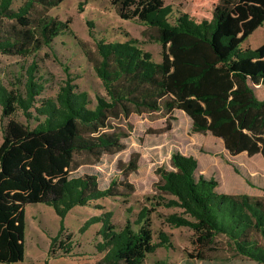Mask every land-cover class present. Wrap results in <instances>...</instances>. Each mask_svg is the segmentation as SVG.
<instances>
[{
    "label": "trees",
    "instance_id": "obj_1",
    "mask_svg": "<svg viewBox=\"0 0 264 264\" xmlns=\"http://www.w3.org/2000/svg\"><path fill=\"white\" fill-rule=\"evenodd\" d=\"M0 0V53L29 56L69 27L50 16L49 8L63 0ZM121 19L138 20L157 30L160 61H153L133 39L96 40L85 50L105 90L95 105L66 79L53 97L39 98L44 84L36 65L26 69L22 92L0 82V264L24 259L25 206L42 203L60 217L50 238L49 256L71 253V234L64 217L74 206L104 198L126 197L134 191L127 176L136 171L139 155L119 162L122 179L105 188L94 173L77 174L104 154L124 149L113 121L131 114L182 110L191 131L210 133L231 154H260L264 160V42L254 49L242 42L264 22V0H195L199 8L181 13L174 22L162 0H110ZM19 111L25 121L13 117ZM170 168H156L157 205L178 206L189 218L170 214L165 221L193 230L189 257L211 260L221 246L233 254L264 264V188L259 196L217 190V182L196 174L197 160L173 152ZM172 198H166L165 196ZM149 210L137 227L120 230L109 217L102 222L96 249L102 256L91 264H142L157 244L152 239ZM223 240L218 241V237ZM160 240L170 246L165 234ZM223 243V245H222ZM161 244V243H160Z\"/></svg>",
    "mask_w": 264,
    "mask_h": 264
},
{
    "label": "rangeland",
    "instance_id": "obj_2",
    "mask_svg": "<svg viewBox=\"0 0 264 264\" xmlns=\"http://www.w3.org/2000/svg\"><path fill=\"white\" fill-rule=\"evenodd\" d=\"M23 0H14L17 8ZM169 10L167 20L174 22L181 13H190L199 8L195 0H162ZM47 13L62 21L68 20L69 29L57 35L51 47H42L29 56L0 53V82L8 89L22 92L26 80V69L36 65L37 75L43 80L44 89L39 96L53 97L66 79H71L77 91L85 92L92 108L96 95H105L101 80L93 69L85 50L93 51L96 40L125 41L133 39L153 61H160L161 43L156 39L157 30L138 20L121 19L110 0H63L49 8ZM264 42V22L241 44L242 48L254 49ZM258 98L264 97V88L257 86ZM1 113V107H0ZM13 117L25 121L17 111ZM116 131L123 136L124 149L114 154H104L92 165H84L77 174L94 173L98 184L105 188L110 181L122 179L119 162H126L131 153L139 155L136 171L127 176L134 191L126 196L104 197L88 205L74 206L64 217L66 232L71 234V253L57 257L49 256L50 238L59 228L60 217L52 207L42 203L25 206V253L24 259L12 264H91L102 253L96 243L102 240L99 231L101 221L94 218L108 215L109 222L120 230L127 222L133 228L139 223L142 210H149L152 239L157 247L146 255L142 264H260L220 247L210 252L211 260L189 257L193 251V230L188 226H173L165 221L170 214L189 216L178 206L157 205L154 192L159 166L170 168L173 152L192 156L197 160L196 174L213 178L217 190L229 194L259 196L264 188V160L260 154L247 155L242 152L231 155L220 138L210 133L191 131L190 118L179 109L170 113L161 111L131 114L128 118L113 121ZM0 118V143L2 141ZM172 198L171 196H165ZM165 234L169 245L160 240ZM223 240L220 236L218 241ZM161 243V244H160ZM223 245V243H222ZM3 264V263H1Z\"/></svg>",
    "mask_w": 264,
    "mask_h": 264
}]
</instances>
